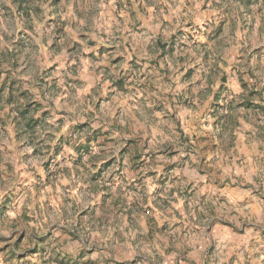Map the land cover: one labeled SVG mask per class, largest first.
<instances>
[{"label": "clouds", "instance_id": "1", "mask_svg": "<svg viewBox=\"0 0 264 264\" xmlns=\"http://www.w3.org/2000/svg\"><path fill=\"white\" fill-rule=\"evenodd\" d=\"M0 264H264V0H0Z\"/></svg>", "mask_w": 264, "mask_h": 264}]
</instances>
